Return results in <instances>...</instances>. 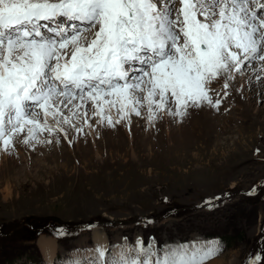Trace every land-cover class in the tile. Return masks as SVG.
Segmentation results:
<instances>
[{
  "label": "rangeland",
  "instance_id": "1",
  "mask_svg": "<svg viewBox=\"0 0 264 264\" xmlns=\"http://www.w3.org/2000/svg\"><path fill=\"white\" fill-rule=\"evenodd\" d=\"M251 76L226 89L213 81L219 105L183 118L132 114L95 138L68 129L71 139L15 143L0 169V264H48L42 236L57 244L53 264L90 257L95 230L110 250L140 239L154 249L218 242L205 264L264 255V82Z\"/></svg>",
  "mask_w": 264,
  "mask_h": 264
},
{
  "label": "snow or ice",
  "instance_id": "2",
  "mask_svg": "<svg viewBox=\"0 0 264 264\" xmlns=\"http://www.w3.org/2000/svg\"><path fill=\"white\" fill-rule=\"evenodd\" d=\"M246 71L264 82V0H0V147L132 114L183 118L219 105L213 81L226 89ZM90 251L70 264H205L222 249L138 239Z\"/></svg>",
  "mask_w": 264,
  "mask_h": 264
},
{
  "label": "bare ground",
  "instance_id": "3",
  "mask_svg": "<svg viewBox=\"0 0 264 264\" xmlns=\"http://www.w3.org/2000/svg\"><path fill=\"white\" fill-rule=\"evenodd\" d=\"M164 116L166 117L167 115L164 114ZM136 117V116H135ZM169 119H170V116H168ZM167 117V118H168ZM136 119V118H135ZM125 120L126 119H119L116 121V123L118 124H114L113 126H110L108 125L109 127L111 128H115L117 129L118 127L120 126H124V123H125ZM139 121V120H138ZM169 121V120H168ZM185 122V121H184ZM89 123H92L93 126L91 128L88 127V125H84V128L85 130H87V132L89 133L90 137L91 138H95V134L97 132V130H99V128L101 127V123L100 124H96L94 121H90ZM139 123V122H138ZM149 123H151V121H149ZM134 124V123H133ZM183 126V125H182ZM117 127V128H116ZM121 130V129H120ZM67 131V136L66 138H70V136H73L75 134H72L69 133L70 131H68V129H66ZM74 133V132H73ZM78 134V133H77ZM81 134V133H80ZM79 134V136H80ZM44 138V134L42 133L41 134V139ZM71 139V138H70ZM75 141V140H74ZM15 143L17 144L16 147L18 148H21L22 145H25L24 143L20 142L19 140L15 141L14 142V146H15ZM76 143V142H75ZM22 144V145H21ZM14 149V148H13ZM12 151V150H11ZM14 152V150H13ZM10 151L6 152L3 150L2 147H0V169L2 166H4V160L5 159H9V158H12V154L10 155ZM16 157V156H15ZM19 161L18 159H16V162ZM6 162V161H5ZM18 164V162H17ZM16 166V165H15ZM94 243L96 244V246L99 244V245H104L105 247L107 246V239H106V236L101 233V232H98V231H94ZM54 241V240H53ZM39 244H40V247L42 248L43 250V253L46 257V259L48 260V264H53V258H54V255H55V250H56V245L51 241V238H48V237H45V236H42L39 240Z\"/></svg>",
  "mask_w": 264,
  "mask_h": 264
}]
</instances>
